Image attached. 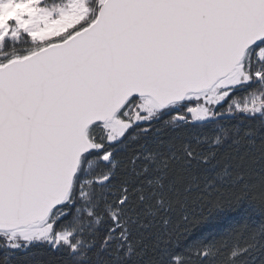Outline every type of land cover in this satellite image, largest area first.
Returning a JSON list of instances; mask_svg holds the SVG:
<instances>
[{
  "label": "water",
  "instance_id": "95a60500",
  "mask_svg": "<svg viewBox=\"0 0 264 264\" xmlns=\"http://www.w3.org/2000/svg\"><path fill=\"white\" fill-rule=\"evenodd\" d=\"M264 41V0H104L64 41L0 66V231L68 200L90 127L132 99L210 90Z\"/></svg>",
  "mask_w": 264,
  "mask_h": 264
},
{
  "label": "trees",
  "instance_id": "16d2710c",
  "mask_svg": "<svg viewBox=\"0 0 264 264\" xmlns=\"http://www.w3.org/2000/svg\"><path fill=\"white\" fill-rule=\"evenodd\" d=\"M39 49L6 44L0 64ZM243 65L254 73L252 54ZM256 90L238 87L216 114ZM180 107L81 158L69 199L50 215L71 244L0 241V264H264V105L202 123L174 122Z\"/></svg>",
  "mask_w": 264,
  "mask_h": 264
},
{
  "label": "rangeland",
  "instance_id": "374dc122",
  "mask_svg": "<svg viewBox=\"0 0 264 264\" xmlns=\"http://www.w3.org/2000/svg\"><path fill=\"white\" fill-rule=\"evenodd\" d=\"M103 1L0 0V57L3 56L2 52L6 44L27 41L35 48H43L64 41L74 31L85 28V25L93 20ZM253 49L254 47L245 56V58L251 57L252 54L253 74L249 75L242 63L232 74L219 80L210 90L190 94L182 103L171 104L164 109L158 107L148 97L136 98L112 121L95 124L89 128L87 137L91 143V150L100 151L102 141L108 144L119 142L134 125L157 118L163 112L178 110L182 104L187 105V111L185 115L173 118L176 123H202L217 115L231 116L236 111L259 112L264 105V44L256 50ZM251 83L256 85V93L242 99H232L226 109L216 114L217 107L221 106L235 89ZM110 158V154L107 153L101 159L110 161ZM107 178L108 176L100 181L104 182ZM71 238L72 234L66 230L53 232L50 218L42 224L28 228L11 232L0 231V241L10 249H24L30 244L42 242L54 246L69 245Z\"/></svg>",
  "mask_w": 264,
  "mask_h": 264
},
{
  "label": "bare ground",
  "instance_id": "6f19581e",
  "mask_svg": "<svg viewBox=\"0 0 264 264\" xmlns=\"http://www.w3.org/2000/svg\"><path fill=\"white\" fill-rule=\"evenodd\" d=\"M26 56H27V55H26ZM24 57H25V56H24ZM21 58H23V57H21ZM16 59H19V58H16ZM12 60H13V59H12ZM10 61H11V60H10ZM8 62H9V61H8ZM6 63H7V62H6ZM4 64H5V63H4ZM4 64H3V65H4ZM0 66H2V65H0ZM115 117H116V116H115ZM115 117H114V118H115Z\"/></svg>",
  "mask_w": 264,
  "mask_h": 264
}]
</instances>
